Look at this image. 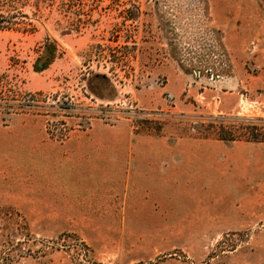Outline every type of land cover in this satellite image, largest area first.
I'll return each mask as SVG.
<instances>
[{"label": "rangeland", "instance_id": "1", "mask_svg": "<svg viewBox=\"0 0 264 264\" xmlns=\"http://www.w3.org/2000/svg\"><path fill=\"white\" fill-rule=\"evenodd\" d=\"M255 117L264 0H0V264H264Z\"/></svg>", "mask_w": 264, "mask_h": 264}, {"label": "trees", "instance_id": "2", "mask_svg": "<svg viewBox=\"0 0 264 264\" xmlns=\"http://www.w3.org/2000/svg\"><path fill=\"white\" fill-rule=\"evenodd\" d=\"M44 63L38 66V70H42ZM246 125L242 127H226L218 128L219 139L226 141L245 140L248 142L264 143V118H245Z\"/></svg>", "mask_w": 264, "mask_h": 264}]
</instances>
